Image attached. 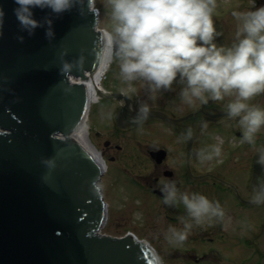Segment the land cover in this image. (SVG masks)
I'll list each match as a JSON object with an SVG mask.
<instances>
[{
    "label": "water",
    "instance_id": "water-1",
    "mask_svg": "<svg viewBox=\"0 0 264 264\" xmlns=\"http://www.w3.org/2000/svg\"><path fill=\"white\" fill-rule=\"evenodd\" d=\"M0 35V264H161L155 248L128 232L101 233L107 203L97 159L73 131L89 107L84 83L102 65L97 55L105 31L97 11L77 3L53 15L23 41L13 11ZM50 8H34L43 18ZM86 59L67 72L62 62ZM121 98V92L100 93ZM166 117L151 109L150 115ZM54 160L53 165L46 163Z\"/></svg>",
    "mask_w": 264,
    "mask_h": 264
},
{
    "label": "clouds",
    "instance_id": "clouds-1",
    "mask_svg": "<svg viewBox=\"0 0 264 264\" xmlns=\"http://www.w3.org/2000/svg\"><path fill=\"white\" fill-rule=\"evenodd\" d=\"M84 5L80 11L94 12L96 0H16L13 11L21 31L17 38L25 39L38 26L47 24L46 36H55L53 15L71 9L75 4ZM233 8L237 18L235 38L225 44L214 19L217 0H105L106 14L111 27L102 37L97 55L108 63L118 64L120 78L135 91L132 82L142 81L152 98L158 90L170 89L180 83L179 95L183 102L193 104L197 99L207 102L210 98L220 101L232 96L224 109L225 117L237 120L242 130L241 143L255 144L256 133L264 127V104L249 101L264 95V4ZM50 8L43 18L34 15V8ZM6 11L0 4V35H3ZM85 52L74 61L65 59L61 71H70L75 64L83 63ZM130 97V92H126ZM151 113L147 102H140L136 114L130 117L139 125ZM110 115V113H109ZM207 127V121L201 122ZM194 127L189 124L182 132L191 138ZM199 149L202 160L219 157L222 139ZM259 162L264 165V148L260 149ZM49 165L54 160L46 161ZM163 201L167 205L183 203L186 216L178 217L181 226L169 224L164 236L169 242L187 239L194 226L224 221L226 209L219 199L200 191H181L175 179L161 180ZM252 201L264 204V171L255 177ZM139 202V201H138ZM162 264V261H161Z\"/></svg>",
    "mask_w": 264,
    "mask_h": 264
},
{
    "label": "flooded vegetation",
    "instance_id": "flooded-vegetation-1",
    "mask_svg": "<svg viewBox=\"0 0 264 264\" xmlns=\"http://www.w3.org/2000/svg\"><path fill=\"white\" fill-rule=\"evenodd\" d=\"M231 42L227 41L226 44ZM181 87L180 83L174 82L172 88L158 90L154 99L149 90L132 91L129 97L122 88L114 91L121 92V98L104 97L110 100L108 112L113 129L102 140L101 151L120 166L115 179L118 196L123 197L126 188L131 198H139L140 193L148 194L169 220L179 221L178 217L186 216L183 203L165 204L161 191L162 179H175L181 191L204 192L219 199L225 207L224 221L206 223V226H202L205 234L213 230L233 231L239 228V223L246 224V228L250 224H254V229L264 227V204L252 201L255 177L264 171V165L259 162L260 149L264 148V127L256 133L255 144L241 143L242 130L237 120L225 117L224 106L232 96L226 95L220 101L210 98L202 102L197 99L193 104H188L179 95ZM140 102L149 103L151 109L161 111L166 117L149 115L141 124H133L130 117L136 114ZM249 102L264 104V95L255 96ZM202 121H207V127L201 126ZM143 124L151 129L150 137L142 136L146 140H140V134L136 132L132 135L130 146L119 142L120 130L126 134L125 130L136 129ZM189 124L194 127V134L191 138H185L182 132ZM217 137L223 141L221 155L202 160L199 149L219 143ZM102 188L107 196L103 185ZM109 210L108 205V215ZM227 221L230 224L228 227L225 226ZM246 239L242 245L248 243ZM195 260L201 259L195 257Z\"/></svg>",
    "mask_w": 264,
    "mask_h": 264
},
{
    "label": "rangeland",
    "instance_id": "rangeland-1",
    "mask_svg": "<svg viewBox=\"0 0 264 264\" xmlns=\"http://www.w3.org/2000/svg\"><path fill=\"white\" fill-rule=\"evenodd\" d=\"M260 4H264V0H257L256 6ZM95 5L101 10L99 26L109 29L111 22L106 14L105 0H96ZM251 6V0H217L214 19L221 34L216 39L225 44L227 41L233 40L238 21L232 15V9H246ZM132 83L136 89L133 92L149 90L142 81ZM102 85L109 92L117 91L120 88L123 91L132 92L128 84L120 78L119 67L115 62L109 66L102 80ZM109 105L110 100L108 98H99V101L92 105L87 119L90 138L100 150L102 140L108 137L113 129L111 114L109 115L108 112ZM120 131L122 134L120 133L119 142L125 146H130L132 135L136 132L140 134L138 135L140 140H146L142 139V136L146 138L147 135L148 138L152 134L151 129L146 124L136 129H127L125 130L126 134L122 130ZM138 146H142V144H138ZM104 158L108 169L103 175L104 180L101 185L106 190L105 199L108 202L110 212L107 215L106 223L101 227L103 233L121 236L132 231L137 236L144 237L156 248L162 264H264V227L257 226L254 229V224H250L246 228V224L239 223V228L233 231L213 230L208 235L202 229V226H206V224L197 225L193 227L183 242H169L164 236V230L169 224L181 226V221L169 220L154 205V201L148 194L140 193L142 195L139 198L137 196L131 198L130 193L128 194L130 191L126 188L125 193L122 194L123 197L118 196L119 191L117 192L115 187V179L120 166L118 162L105 156ZM225 226H230L229 221L226 222ZM245 239L248 240V243L242 245ZM195 257L201 260L197 261Z\"/></svg>",
    "mask_w": 264,
    "mask_h": 264
},
{
    "label": "bare ground",
    "instance_id": "bare-ground-1",
    "mask_svg": "<svg viewBox=\"0 0 264 264\" xmlns=\"http://www.w3.org/2000/svg\"><path fill=\"white\" fill-rule=\"evenodd\" d=\"M106 30V29H105ZM109 63L103 58L102 65L93 73H90L89 76L85 79L84 83L86 84L89 91V107L88 110L77 128L73 131L72 136L80 142L83 147H85L95 159L99 162L102 168V172L105 173L107 165L104 159V156L99 148L95 146L92 142L89 134V125L87 119L89 116V111L92 105L99 101L100 93L104 91V86L102 85V80L107 73L109 68ZM107 218L104 222L106 223ZM161 263V262H160Z\"/></svg>",
    "mask_w": 264,
    "mask_h": 264
}]
</instances>
